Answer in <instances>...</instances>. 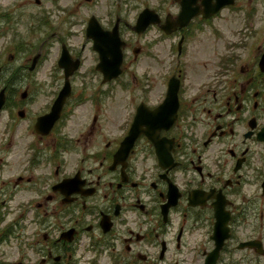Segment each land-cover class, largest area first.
<instances>
[{
	"label": "flooded vegetation",
	"instance_id": "obj_1",
	"mask_svg": "<svg viewBox=\"0 0 264 264\" xmlns=\"http://www.w3.org/2000/svg\"><path fill=\"white\" fill-rule=\"evenodd\" d=\"M224 1L0 7V245L22 251L0 264H264V0ZM114 29L120 75L104 82ZM128 76L137 104L85 96L86 77Z\"/></svg>",
	"mask_w": 264,
	"mask_h": 264
},
{
	"label": "rangeland",
	"instance_id": "obj_2",
	"mask_svg": "<svg viewBox=\"0 0 264 264\" xmlns=\"http://www.w3.org/2000/svg\"><path fill=\"white\" fill-rule=\"evenodd\" d=\"M18 3H28L29 0H15ZM69 1V0H67ZM10 0H0V7L4 6L5 8H7V6H9V8L11 10H14L13 7L10 6ZM36 8L35 7H31L30 11H35ZM251 10H249L248 12H250ZM248 12L246 13V16L248 14ZM246 16L243 17L242 14L237 13V14H230L228 16L225 17V20L222 21V23L228 27H235L237 26V23L243 21L244 19L246 20ZM17 20L18 18L15 17ZM25 20V19H24ZM264 26V13L260 10L259 13L257 15H255V32L256 35L261 34L262 32V28ZM24 33L26 32L23 31ZM35 32H31V33H27L24 35L25 41L26 42H32L34 41V38L36 37V35L34 34ZM147 52H150L149 50ZM22 61V60H21ZM91 63V59L89 58L87 60V65ZM151 59L150 58H142V60L139 62V64L137 66L134 67V71L138 72L137 73V79L141 78L143 76L144 73H148L149 74V79L146 77H143L145 79L144 83L148 84L149 82H151ZM10 65H7L8 67H16V63H7ZM29 81H31L33 84H35L36 82H39L40 80V75L37 74H29V76L27 77ZM133 77L131 78L130 76H128L127 78V82H125L124 84L122 83V81L118 80L116 82H113L107 86L101 87L99 84V78L98 77H86V81L88 83H92V85L90 87H88L85 90V96H87L88 94L90 96H93L95 98H98L97 95H99L98 93L101 92L102 90H106L105 93L101 96V99L104 100L103 104H137L139 98H140V93L137 90L138 88L141 87L140 82H135L134 80H132ZM132 81V84L130 85V89H129V83ZM80 84V83H78ZM81 86L77 87V90H80ZM31 96L30 100H35L36 103L35 104H45V102L47 101L46 98L40 96L39 94H37L36 92H33L32 89H30V94ZM150 97V94L149 96ZM26 253L30 256H32V254L28 251H26ZM4 254L7 260L10 261H15L16 258L19 257V259L22 256V251L18 250V248L15 245H9V244H2L0 245V257L3 259L2 255Z\"/></svg>",
	"mask_w": 264,
	"mask_h": 264
},
{
	"label": "water",
	"instance_id": "obj_3",
	"mask_svg": "<svg viewBox=\"0 0 264 264\" xmlns=\"http://www.w3.org/2000/svg\"><path fill=\"white\" fill-rule=\"evenodd\" d=\"M232 4H233L232 0H226L224 2L219 3V7H222L225 5H232ZM105 37L106 38H110V37L113 38L110 41V46L114 47V48L107 51L106 53H102L100 51V57H99L100 62L97 66V69H99L100 71L103 72V81L109 82L112 79L117 78L118 75H120V65H121V61H122V53L120 51V46L122 44L119 43V41H118L116 29L113 30L111 35L106 34ZM94 39L96 41H100V42L103 40H107L105 38H101V35L98 36L96 33L94 35ZM110 46L108 45L109 48H110ZM95 48L97 49V46ZM75 68H76V65L74 66L73 69H75ZM170 93H171V89L168 90V94H167L168 100L170 99V96H171ZM68 95H69V85H67V83H66L65 87H63L62 91L60 92L57 99L55 100L54 104H63L65 101V98ZM3 103H4V95L1 92L0 93V107Z\"/></svg>",
	"mask_w": 264,
	"mask_h": 264
}]
</instances>
